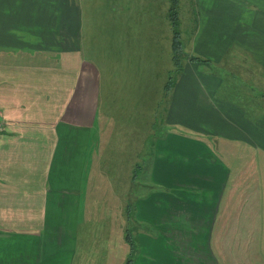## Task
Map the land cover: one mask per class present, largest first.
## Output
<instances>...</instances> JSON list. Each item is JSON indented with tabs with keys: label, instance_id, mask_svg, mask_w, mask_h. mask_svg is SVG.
I'll use <instances>...</instances> for the list:
<instances>
[{
	"label": "crops",
	"instance_id": "0c3cea01",
	"mask_svg": "<svg viewBox=\"0 0 264 264\" xmlns=\"http://www.w3.org/2000/svg\"><path fill=\"white\" fill-rule=\"evenodd\" d=\"M194 3L190 59L175 74L166 40L159 53L149 29L147 36L138 30L119 37L122 46L132 40L139 60L150 66L135 93L132 84L120 88L141 109L144 103L143 113H149L143 97L156 88L153 108L168 129L154 137L146 161L150 190L142 195L145 188L132 193L131 187L120 212L134 219L136 194L137 216L152 224L160 249L170 252L167 263H148L243 264L239 252L221 245L234 237L229 226L250 225L252 235L255 225H264V0ZM148 14L142 9L140 18ZM150 14L158 18L156 8ZM83 18L80 0H0V264H111L108 244L82 234L79 222L102 81L95 61L85 57ZM91 34L93 51L102 33ZM103 38L110 50L112 40ZM117 53L127 68L129 51ZM110 77L108 90L117 78ZM245 156L260 163L249 174ZM140 230L136 252L132 230H125L131 252L124 264H134V253L141 264L155 251ZM253 241L258 249L251 264H264V235L258 230Z\"/></svg>",
	"mask_w": 264,
	"mask_h": 264
},
{
	"label": "rangeland",
	"instance_id": "374dc122",
	"mask_svg": "<svg viewBox=\"0 0 264 264\" xmlns=\"http://www.w3.org/2000/svg\"><path fill=\"white\" fill-rule=\"evenodd\" d=\"M80 3L84 14L85 57L95 61L102 77L100 105L96 110L94 126L89 128L91 132L87 141L84 182L79 193L81 204L78 212L79 222L83 225L82 234L90 235L91 233L93 239L95 237L104 241L106 245L108 244L111 251L109 254L111 264H124L131 252L129 248L131 244L126 239L125 230H132L134 252H136L139 249L140 229H144L147 235L146 244L155 247V251L149 252L151 256L144 255L141 264H151L147 262V258L148 261L154 258L167 263L170 260V252L160 249L156 242L155 228L148 220L147 225L143 224L137 216L136 194H133L132 204L134 219L132 216L129 218L130 215L123 218L125 210L120 212V209H124L125 200L127 202L130 198L128 191L131 187L132 193L145 188L142 195L150 190L151 187H147L149 170L146 169V161L153 148L154 137L162 135L168 129L165 125H161L163 120L153 108L157 99L156 88L150 98L148 93L143 97V101L147 100V106L149 105V113H143L146 110L144 103L143 109H141L133 101L134 97H127V90L120 88L121 83L124 88L128 84H132L130 93H135L139 89L138 83L141 82L143 85L144 74L150 75V66L148 61L145 63L139 60L138 50L140 48L137 45L134 46L132 40L128 46H122L119 37L126 32L132 37L138 30L147 36V29H149L151 35L159 41L153 42V45L158 47L159 53L163 49L161 41L166 40L165 56L167 57L169 53L171 56L172 52L175 67L172 72L175 74L178 71L175 63L184 66L185 62L190 59V41L194 36L198 21L196 3L194 0H80ZM155 8L158 11V18L150 14V10ZM142 9L149 10L148 18H140ZM163 9L165 13H163ZM153 22L157 25L151 31ZM92 30L102 33L97 36L100 43L95 44L98 47L93 51V44L88 43L94 40V36L91 34ZM104 34H108V42L112 40L110 50L109 46L105 47L107 42H104ZM176 36L181 41V46L178 49L181 54L179 62H176L174 58ZM144 45L145 49H148L147 42H144ZM121 48L124 52L129 51L130 57L126 60L127 68L124 64V57H120L117 53V50L120 51ZM93 54L97 55L95 59ZM110 75L117 76V78H113L112 88H109L114 91L113 95L108 90ZM136 75H138L139 81ZM134 85L137 87L134 88ZM125 105L134 113H126ZM147 150L148 154H145ZM243 158L247 159L248 167L244 168V171L243 168L240 169L246 174H249V171H254L253 166L260 165L257 161H254L257 163L254 164L251 161L253 158L251 160H248L247 156ZM252 180L254 179H248L247 183H251L252 187H255ZM250 196V193L244 195L245 199ZM246 213L252 214V208L247 204ZM121 216L123 220H121ZM123 221L125 230L122 227ZM248 221L246 219L245 223ZM137 223L141 225H137ZM255 227L257 230L251 235L252 227L250 225L229 226L228 232L229 230L235 231L230 232L229 236L234 237H228L227 241H223L221 249L234 254L239 252V260L244 259L243 264H251L252 260L254 261V251L258 249V243L252 242V238L253 240L257 239L258 230L259 234L264 235V225H255ZM243 246L246 247L243 248ZM213 248H216L215 243ZM137 256L138 253H134L132 256L134 264L138 260Z\"/></svg>",
	"mask_w": 264,
	"mask_h": 264
},
{
	"label": "trees",
	"instance_id": "16d2710c",
	"mask_svg": "<svg viewBox=\"0 0 264 264\" xmlns=\"http://www.w3.org/2000/svg\"><path fill=\"white\" fill-rule=\"evenodd\" d=\"M172 10V9H171ZM170 14H171V11H170ZM173 17V16H172ZM175 44H174V51H175V56H174V58H175V60H176V62L178 61H180V58H181V54H179V48H180V46H181V41H179L178 40V37L176 36V38H175V42H174ZM195 60V59H194ZM176 65H177V70H180L181 69V67H180V64L178 65L177 63H175Z\"/></svg>",
	"mask_w": 264,
	"mask_h": 264
},
{
	"label": "built area",
	"instance_id": "2783aa9c",
	"mask_svg": "<svg viewBox=\"0 0 264 264\" xmlns=\"http://www.w3.org/2000/svg\"><path fill=\"white\" fill-rule=\"evenodd\" d=\"M2 130V126L0 125V131Z\"/></svg>",
	"mask_w": 264,
	"mask_h": 264
}]
</instances>
